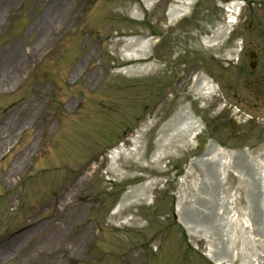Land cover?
<instances>
[{
    "label": "rangeland",
    "instance_id": "rangeland-1",
    "mask_svg": "<svg viewBox=\"0 0 264 264\" xmlns=\"http://www.w3.org/2000/svg\"><path fill=\"white\" fill-rule=\"evenodd\" d=\"M194 1L172 22L182 0H0V71L8 66L12 77L9 88L0 82V242L37 225L6 247L0 264H264V177L250 178L260 169L239 157L223 181L215 162H193L205 141L264 156V56L251 79L242 64L249 50L264 48V5L247 1L225 45L208 49L201 39L222 22L218 5L227 0ZM135 10L139 21L130 18ZM149 37V58L131 60L126 41ZM233 40L241 52L225 66ZM200 73L213 78L216 96H197ZM185 105L204 130L182 144L181 118L170 121ZM140 129L137 162L124 156L110 166L108 151L131 148ZM227 201L235 214L228 223ZM81 204L83 212L68 214ZM179 212L198 234L179 223ZM64 217L65 242L52 235ZM82 235L70 251L66 243Z\"/></svg>",
    "mask_w": 264,
    "mask_h": 264
},
{
    "label": "bare ground",
    "instance_id": "bare-ground-1",
    "mask_svg": "<svg viewBox=\"0 0 264 264\" xmlns=\"http://www.w3.org/2000/svg\"><path fill=\"white\" fill-rule=\"evenodd\" d=\"M182 5L179 9H171L170 10V14H169V19L174 22L176 20H179L180 18H182L185 14H187L190 11V7L193 6L194 4V0H182ZM153 1H148L147 2V9H151L154 6V2L151 3ZM231 4H227L224 5L225 7V11H226V16H225V21L224 23H222L217 29H215L211 36L209 38H203L202 43L205 47L207 48H215V47H221L224 43L227 42V40L229 39V36L231 35V32L233 31V27L238 23V17L241 14V7H242V2L241 1H231ZM61 4L63 3H68V0H61L60 2ZM56 9H58L56 7V5H53L50 7V9L45 13L46 14V18L47 16L49 17L48 14L53 15V13L56 11ZM136 10L134 12L131 13L130 18H132L133 20L139 21V19L137 18L138 16L135 14ZM45 40V38H43ZM126 42H128L126 44L127 48H128V52H132L131 54H127V56L129 58H131V60H145L149 58V47L151 46V40L150 39H139L136 41H132V40H127ZM240 44V42L238 41H234L231 45L232 48H228L225 50L224 52V58L227 60H233L241 51L240 47H238ZM234 46V47H233ZM136 52H141L140 54L137 55ZM12 77L10 76V70L8 69V66H4L1 71H0V82L2 84V86H6V88H9V86L12 84L11 82ZM195 83L197 85L196 87V94L199 98H207L208 96H212L213 94H216L217 92V87L214 84V82L212 80H210V78L206 75V74H199L196 76L195 78ZM0 84V85H1ZM2 90H4L3 88H1ZM178 111L175 113L174 117L171 119L170 122H174L175 120H177L178 118H181L180 120V124L178 125V134H180V142L182 144H186L188 142L193 141L196 136L201 132V123L196 119V116H194L192 114V112L190 111V108L188 105H185L183 107H180L177 109ZM36 115V111L33 110L31 113V116H35ZM175 119V120H174ZM152 122L148 121L145 124H143L141 127L144 129L147 127V125H150ZM7 127V133L9 134L11 132L12 126L11 124L7 123L6 124ZM5 127V129H6ZM141 128V129H142ZM139 130L138 132H136L132 137H131V148H125V147H120V148H114L109 152V159H110V166L112 167H116V161L118 159H120L121 157L127 156V158L131 157L133 158L136 162H137V152H138V147L136 144L138 143V139H139V133H141L143 130ZM6 143H4L5 145ZM3 145V146H4ZM136 153V154H135ZM233 154V152H228L225 150H222L219 146L210 143L208 146V149L206 150V152L198 157L197 159H195L196 163H199V165L201 167L207 165V163H209L208 161H214L219 162L218 163V167H220L221 163L224 162V164L227 162V159H229L231 157V155ZM235 155H237V157L235 158V164H237L239 162V157H243L244 161L246 162H256L258 169L260 167H262V170H264V165L263 163L258 164L259 162H264L263 158H246L245 154L242 153H236ZM263 165V166H262ZM258 172V171H257ZM262 173L260 174V177H262ZM239 178L245 177V175H242L241 172H239ZM247 174L249 175V172H247ZM256 173H254V175H252V177H250L252 179V183L254 184L255 181L258 178H255ZM85 176H83L80 180L82 182H77L79 183H84L86 180V178H84ZM80 186V184H79ZM207 186V185H206ZM73 193H69V197L72 196ZM200 194L205 195L204 192H201ZM199 194V196H200ZM232 199V198H231ZM263 201L262 197L260 196V199L258 200ZM182 203V199H180L179 203H178V209H180L179 205ZM132 203H130L131 205ZM228 204V208H227V213L223 214L222 219L225 220L227 223L229 221L232 220V218L234 217V214L231 213V211H229L230 207L229 204L230 202L227 201ZM70 205L68 204L67 207H69ZM79 206V205H78ZM121 206V205H120ZM72 209V206L70 207ZM120 209V207L118 208ZM74 210H79V212H83L85 210V205L81 204L79 207L74 208L73 210H68V214L69 212L72 213ZM201 211H205L203 209H201ZM67 214V215H68ZM219 214V212H218ZM222 214V213H221ZM181 215V212H179V216ZM59 218L60 215H59ZM81 219L80 216H76V220L79 221ZM179 219H181L184 222V225L187 226L188 228L192 229V231H195L197 234L199 233V229L195 227V225L193 226L191 223H189V221L187 219H184L183 217H179ZM66 220V218H62L59 224H55L52 228V235L57 236V237H61L64 235V231H63V223ZM249 221H246V225ZM72 224V223H71ZM37 225L31 224L29 223L28 226L17 233L11 234L9 236H7V238L3 239L0 243L4 246V247H0V257H4L6 255H9V250L6 247H11L13 245H16L19 242H24L27 239H29L32 235V233L35 231ZM248 227V226H247ZM88 233V232H87ZM47 236H44L42 238V243L47 239ZM87 235H82L81 238L79 240H70L68 241L66 244L69 248L70 251L74 252L75 249L82 245L85 240H86ZM63 240L65 242L66 236H63ZM49 242L50 245L55 243V239L50 238L49 237ZM85 249V248H83ZM80 251V254L82 253V250ZM212 249V248H211ZM209 249V252L207 253V257H211L214 258L215 256V251ZM41 250H45V248H42ZM222 260H219L217 262H221ZM227 261H224V263L226 264ZM55 264H61V262L55 263Z\"/></svg>",
    "mask_w": 264,
    "mask_h": 264
}]
</instances>
